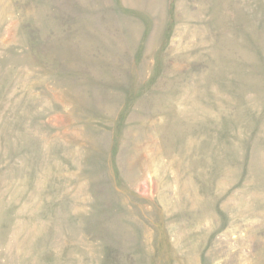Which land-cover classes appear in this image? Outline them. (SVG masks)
<instances>
[{"label": "rangeland", "instance_id": "1", "mask_svg": "<svg viewBox=\"0 0 264 264\" xmlns=\"http://www.w3.org/2000/svg\"><path fill=\"white\" fill-rule=\"evenodd\" d=\"M0 264H264V0H0Z\"/></svg>", "mask_w": 264, "mask_h": 264}]
</instances>
